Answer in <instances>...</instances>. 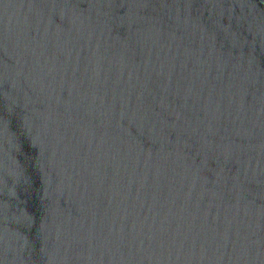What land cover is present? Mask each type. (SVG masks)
<instances>
[{
    "label": "water",
    "instance_id": "water-1",
    "mask_svg": "<svg viewBox=\"0 0 264 264\" xmlns=\"http://www.w3.org/2000/svg\"><path fill=\"white\" fill-rule=\"evenodd\" d=\"M0 264H264V0H0Z\"/></svg>",
    "mask_w": 264,
    "mask_h": 264
}]
</instances>
